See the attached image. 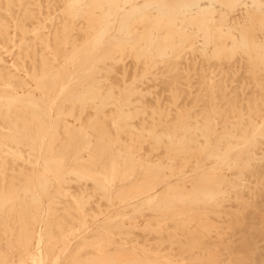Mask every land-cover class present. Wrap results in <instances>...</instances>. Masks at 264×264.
I'll return each mask as SVG.
<instances>
[{
    "label": "bare ground",
    "instance_id": "1",
    "mask_svg": "<svg viewBox=\"0 0 264 264\" xmlns=\"http://www.w3.org/2000/svg\"><path fill=\"white\" fill-rule=\"evenodd\" d=\"M0 264H264V0H0Z\"/></svg>",
    "mask_w": 264,
    "mask_h": 264
}]
</instances>
